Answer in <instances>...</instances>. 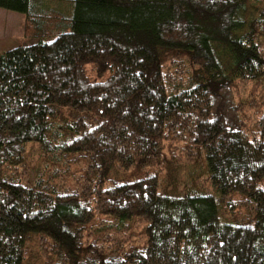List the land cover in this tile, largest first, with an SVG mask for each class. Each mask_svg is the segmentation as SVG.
I'll list each match as a JSON object with an SVG mask.
<instances>
[{
	"label": "trees",
	"instance_id": "16d2710c",
	"mask_svg": "<svg viewBox=\"0 0 264 264\" xmlns=\"http://www.w3.org/2000/svg\"><path fill=\"white\" fill-rule=\"evenodd\" d=\"M0 8V264H264V0Z\"/></svg>",
	"mask_w": 264,
	"mask_h": 264
},
{
	"label": "rangeland",
	"instance_id": "374dc122",
	"mask_svg": "<svg viewBox=\"0 0 264 264\" xmlns=\"http://www.w3.org/2000/svg\"><path fill=\"white\" fill-rule=\"evenodd\" d=\"M24 23L25 22L23 14L0 8V55L13 48L30 45L37 41L36 39L25 37ZM259 93L260 90L257 91V94ZM254 96L255 98H257L256 94H254ZM198 169L200 170L201 168L198 167ZM189 170V167L178 170V179L181 182H184L186 179H188L187 173ZM261 187L264 188V183L261 185ZM170 188L171 186L168 189ZM232 201L237 203L238 198L234 197ZM237 206H240V208H236L233 213H230L232 216L228 217L226 221L232 222L234 221L233 217L237 219L239 215L246 214V210L244 209L243 204L237 203ZM233 223H236V221H234ZM34 245L35 241L29 243L30 248H32V246Z\"/></svg>",
	"mask_w": 264,
	"mask_h": 264
}]
</instances>
